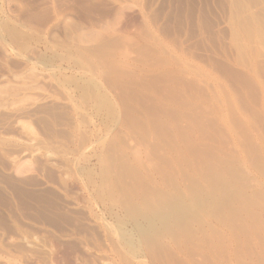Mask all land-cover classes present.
<instances>
[{
	"label": "rangeland",
	"instance_id": "374dc122",
	"mask_svg": "<svg viewBox=\"0 0 264 264\" xmlns=\"http://www.w3.org/2000/svg\"><path fill=\"white\" fill-rule=\"evenodd\" d=\"M159 63L183 84L194 83L188 98L197 135L223 149L215 167L231 168L232 191L236 185L244 202L232 199V206L247 212L235 224L200 209L188 229L173 228L181 237L160 227L162 236L149 240L127 212L141 199L126 190L141 186L131 184L125 157L129 164L141 159L154 177L153 160L164 149L149 150L154 136L147 147L141 143L143 129L139 135L121 100L139 105L134 93L146 95ZM183 112L158 116L187 128L191 111ZM199 177L200 189L211 187ZM186 181L179 183L189 200ZM263 201L264 0H0V264H264Z\"/></svg>",
	"mask_w": 264,
	"mask_h": 264
},
{
	"label": "bare ground",
	"instance_id": "6f19581e",
	"mask_svg": "<svg viewBox=\"0 0 264 264\" xmlns=\"http://www.w3.org/2000/svg\"><path fill=\"white\" fill-rule=\"evenodd\" d=\"M259 20V19H258ZM251 22V21H250ZM262 26V24H261ZM247 29V28H246ZM259 33V32H258ZM26 35V34H25ZM27 36V35H26ZM253 36V35H251ZM20 41V40H19ZM103 52V51H102ZM101 52V53H102ZM106 52V51H105ZM100 53V54H101ZM99 55V54H98ZM106 60V59H105ZM117 61H115V63H112L113 64H116ZM103 63V62H102ZM106 63V62H105ZM107 63H108V60H107ZM111 63V61H110ZM118 63V62H117ZM162 63H165V62H162ZM162 63H159L158 65H153V71H156L157 74H156V78L152 79V80H149V82H147L148 86L150 87L148 89V86L145 88L144 91H147V93L150 91V93H146V95H141L138 94L137 92L134 93L135 91L138 90H135L134 89H131V92L132 90L134 91V100L138 102L139 105H136V107H131V105L129 106L128 105V102H126L125 100H121L123 101L124 103V110L131 115L132 114H135V117H134V124L137 125L138 127L137 128H140L139 130V135H141V130L143 129V132H142V136H141V140L143 143V145L146 147L148 146V144L150 143V140L149 138L151 136H154L156 137V142H155V145H150L151 147L153 148H150L149 150L152 151L153 153L155 152H158V151H162V149H164V155H162V153H160L161 155H159V153H156L158 155L157 156V159L153 160L155 157L154 155L152 154L151 156V153H148L150 154V156L148 155V160H149V157H151V159L154 161L152 164H153V175L155 177V180L156 182H153L154 180V177L150 176V174L148 173L147 170H149V167H145V163H143V161L139 158H134L133 159V163L132 164H129L130 161L132 160H128V157H125L127 158V161H129L127 163L126 161V164L129 167L126 166V164L124 165L126 168L128 169H131L130 173V176L132 179L135 180V184L134 183H131L133 184V186H136V184H138L137 186H141V187H138L139 190H135L134 187H132L130 189V192H129V189L126 190L128 191L126 194H129V196H133V197H137L141 200H135L133 199L130 204H126V206L128 205L129 209L127 210V212L129 213V215L132 217H134L135 219V222H134V225L136 226V228L138 229L137 231H139L142 235V237H146V238H150L149 240L153 239L154 237V240L155 239H158L156 237V235H158V230L160 227L164 228V231H167V233L171 232V230H173V234H171V237L173 238L174 237V240H175V237L177 234L174 230H176L177 228L173 229L174 227H179V226H182V227H185L183 225H187V229H188V224L190 222H193L192 221V217H196L198 214H197V211H199L200 209H210L212 208L213 211L215 212H218V213H222L221 215L224 214L227 215L225 217H223V220H219L220 217H218L217 220H219V222H221L222 224L228 222V221H232L234 222V219H237L238 218V215H240L241 217V213H243V211H245L242 206H241V210L242 211L240 214H238L237 212V207H234L232 206L233 205V200L232 199H236V197H238L237 194H235L236 192L234 191L236 189V185L233 187V191H232V188H231V181L232 179H229L227 176V174L229 173L230 170L226 169L227 171L225 170H219L217 169L215 166L217 165V162L216 161H222L220 160L222 157L220 155L221 152H223V149L221 151V148H216L215 147V150L214 148H212L211 146L209 147L207 145V143L205 142V138H204V135L203 133L202 134H198L197 135V132H196V126L198 125L197 123V117L198 114H196V109L194 108V103L191 102L188 97L191 93H189V91L191 92L193 89L190 87H193L194 88V83H191V85L193 86H190L189 83L187 84H183L179 77V80H177V78L175 79L174 77H172L169 73V69H163L160 70V66L162 65ZM161 64V65H160ZM160 65V66H159ZM166 67L167 64L163 65V67ZM151 67V66H150ZM118 68V67H117ZM169 68V67H168ZM159 70V71H158ZM123 71V70H122ZM119 74V73H117ZM116 74V75H117ZM110 75V74H109ZM125 75V74H124ZM112 76V75H111ZM126 76V75H125ZM108 77V75H107ZM121 77V75H120ZM144 77V75H143ZM113 78V77H112ZM111 78V80H112ZM151 79V78H150ZM107 80V79H106ZM145 80V79H144ZM164 80L168 81L169 83H164ZM148 81V80H147ZM176 81V82H175ZM126 82V81H125ZM138 82V81H137ZM177 84L178 86H175L171 83H174ZM193 82V81H192ZM117 83V82H116ZM136 83V82H135ZM141 84V82H138ZM146 83V80L143 81V84ZM157 83L160 84L159 87L155 88L153 87L154 84L157 85ZM112 84H113V81H112ZM115 84V83H114ZM124 84V83H123ZM133 84V83H132ZM80 86V85H78ZM129 86V85H127ZM139 86V85H138ZM143 86V85H142ZM140 86V87H142ZM158 86V85H157ZM122 87V86H121ZM126 89V85L124 86ZM134 87V86H133ZM130 88V87H129ZM143 88V87H142ZM152 88H155V89H152ZM190 89V90H189ZM130 90V89H129ZM143 90V89H142ZM198 90V89H197ZM127 91V90H126ZM140 91H141V88H140ZM143 91V93H144ZM196 91V90H195ZM122 92V91H121ZM130 92V91H129ZM139 92V90H138ZM201 92V91H200ZM124 93V92H123ZM144 93V94H145ZM206 93V92H205ZM189 94V95H188ZM123 97V95H121ZM120 97V96H119ZM121 97V98H122ZM153 97V98H152ZM185 97V98H183ZM124 98V97H123ZM199 98V97H198ZM152 99V100H151ZM194 99V98H193ZM149 100V102H148ZM230 100V99H229ZM129 101V100H128ZM144 101H147V102H144ZM193 101V100H192ZM150 102H153V103H150ZM232 102V101H231ZM147 103V105L145 104ZM230 103V101H229ZM136 104V103H135ZM144 104V106H143ZM100 106V105H98ZM102 106V105H101ZM147 108H146V107ZM196 106V105H195ZM108 107V106H107ZM131 107V108H130ZM217 107V106H216ZM101 108V107H100ZM110 108V107H108ZM155 110L156 113H153L152 110ZM187 110L189 109V111H191V116L188 118L189 120V124L187 126V128H184L181 126V122L174 120V121H167L166 124H168V129L165 130L166 127L162 128L164 125L167 126L165 123H162V121L159 119V116H162L164 115L165 117H169L171 115H168L170 114L171 112L172 113H175L177 112L178 113V117H182V115L184 114L183 110ZM151 110V111H150ZM196 112H195V111ZM198 110V109H197ZM124 111V112H125ZM174 111V112H173ZM203 111V110H202ZM200 113L201 110H199ZM204 112V111H203ZM171 113V114H172ZM175 113V114H177ZM154 114H157V116H152ZM174 114V115H175ZM211 114V113H210ZM159 115V116H158ZM127 116V115H126ZM163 117V116H162ZM207 117V116H206ZM212 117V116H211ZM127 118V117H125ZM175 118V117H174ZM173 118V119H174ZM184 118V117H183ZM182 118V119H183ZM213 118V117H212ZM235 118V117H234ZM130 119V118H129ZM128 119V120H129ZM170 119V118H169ZM185 119V118H184ZM183 119V120H184ZM204 119V118H203ZM233 119V118H232ZM127 120V119H126ZM132 120H133V117H132ZM238 120V119H237ZM236 120V122H237ZM131 121V120H130ZM205 121V120H204ZM199 122V121H198ZM202 122V121H201ZM130 123V122H129ZM133 123V121H132ZM181 125H180V124ZM197 123V124H196ZM133 124V126L135 127V125ZM202 123L199 124V126L201 125ZM204 124V123H203ZM203 124L201 125V127L203 126ZM240 124V123H239ZM238 124V125H239ZM153 125L157 126V130L154 129L152 130L153 128ZM131 126V125H130ZM198 126V127H199ZM207 126V125H206ZM213 126V125H212ZM162 128V129H161ZM131 129V128H130ZM135 129V128H133ZM165 131H164V130ZM160 130H163L162 132H160ZM199 130V128H198ZM205 130V129H203ZM133 131V130H132ZM141 131V132H140ZM206 131V130H205ZM226 131V130H225ZM237 131V130H236ZM244 131V130H243ZM204 132V131H203ZM207 133V132H206ZM224 133V132H223ZM222 133V134H223ZM212 134V133H211ZM218 134V133H217ZM250 134V133H249ZM244 135V134H243ZM217 136V135H216ZM229 136V135H228ZM120 137V136H119ZM134 137V136H133ZM215 137V136H214ZM223 137V136H222ZM238 137V136H237ZM121 139V138H120ZM136 139V138H135ZM155 139V138H154ZM239 139V138H238ZM250 139V138H249ZM141 140H138V141H141ZM136 141V140H135ZM247 141V140H246ZM114 142V141H113ZM153 143V142H151ZM219 143V142H218ZM230 143V142H229ZM243 143V142H242ZM246 143V142H245ZM211 144V143H210ZM226 146V145H225ZM228 146V145H227ZM159 149V150H158ZM148 150V152H150ZM162 151V152H163ZM218 151H221L220 153ZM208 152V154H207ZM255 152V151H254ZM257 152V151H256ZM216 153V154H215ZM219 153V154H218ZM145 154V153H144ZM147 154V152H146ZM256 154V153H255ZM199 155V157H198ZM216 155V157L214 156ZM133 156V155H132ZM153 157V158H152ZM113 158V157H112ZM115 158V157H114ZM220 158V159H219ZM225 158V157H224ZM229 158V157H228ZM256 158V157H254ZM130 159V158H129ZM226 159V158H225ZM224 159V160H225ZM150 160V161H152ZM261 160V159H260ZM227 161V159H226ZM216 162V163H215ZM225 163V161H223ZM229 162V160H228ZM233 162V161H232ZM121 163H123V161H121ZM220 163V162H219ZM236 163V162H235ZM260 163V162H259ZM261 163L262 160H261ZM148 164V163H147ZM216 164V165H215ZM223 164V163H222ZM221 164V165H222ZM227 164V162L225 163ZM224 164V165H225ZM231 164V163H230ZM254 164V163H253ZM117 165V164H116ZM122 165V164H121ZM219 165V164H218ZM220 165V166H221ZM233 165V163L231 164V166ZM226 166V165H225ZM123 167V166H122ZM124 167V168H125ZM145 167V168H144ZM219 167V166H217ZM223 167V166H222ZM227 167V166H226ZM123 168V169H124ZM148 168V169H146ZM228 168V167H227ZM234 168V166L232 167ZM114 169V167L112 168ZM144 169H146L147 173H145ZM222 169V168H220ZM225 169V168H224ZM119 170V169H118ZM126 170V169H125ZM235 170V169H234ZM237 170V169H236ZM121 171V170H120ZM119 171V172H120ZM151 170H149L150 172ZM118 172V174H119ZM231 172V171H230ZM234 172V171H233ZM151 173V172H150ZM235 173V172H234ZM231 174V173H229ZM125 175V174H124ZM204 176L206 178H208V181L210 180L212 183L209 184L211 185V187H209L207 184L206 186H208L207 188L206 187H203L202 185V189H200L199 187V179L198 177L199 176ZM232 175V174H231ZM234 175V174H233ZM238 175V174H237ZM120 176H122L120 174ZM236 176V175H235ZM134 177V178H133ZM241 177V175H240ZM118 178V176H117ZM121 178V177H120ZM119 178V179H120ZM128 178V177H127ZM201 178V177H199ZM234 178V177H232ZM145 179V181H148L149 182V185H144L142 184V180ZM188 180L186 182H189L190 181V184L188 183L189 187H190V191L192 193V196L189 194H187L191 199H187L186 197V192L182 191V188L180 187V180ZM198 179V180H197ZM242 179V178H241ZM121 180V179H120ZM134 180H131L132 182ZM154 180V181H155ZM203 180V179H202ZM201 180V181H202ZM207 180V179H205ZM204 180V181H205ZM239 180V179H238ZM119 181V180H118ZM128 181L130 182V180L128 179ZM208 181H206L208 183ZM244 181V179L242 180ZM116 182V181H115ZM148 182H146L145 184H147ZM151 182V183H150ZM180 182V183H179ZM184 182V181H182ZM121 183H124V182H121ZM203 183V182H202ZM242 182H240L241 184ZM251 183V182H250ZM255 183V182H254ZM126 184V182H125ZM124 184V185H125ZM130 184V183H128ZM142 184V185H141ZM185 184V183H184ZM213 184V186H212ZM205 185V184H204ZM245 185V184H244ZM247 185V184H246ZM123 187V184L121 185ZM132 186V185H131ZM136 186V188H137ZM238 186V185H237ZM130 188V185L128 186ZM240 186H238L239 188ZM242 187V185H241ZM247 187V186H245ZM245 187L243 189H245ZM126 188V187H125ZM124 188V189H125ZM127 189V188H126ZM185 189V188H184ZM187 189V187H186ZM185 189V190H186ZM114 190V188H113ZM123 190V189H122ZM241 190V189H240ZM252 190V189H251ZM239 191V190H237ZM243 191V190H242ZM241 191V192H242ZM114 192V191H113ZM140 192V193H139ZM189 192V190H188ZM245 192V190H244ZM258 192V191H257ZM122 193V192H121ZM235 194L234 196H232V194ZM239 193V192H238ZM100 194V193H99ZM116 194V193H115ZM114 194V195H115ZM117 194H119L120 196V193L117 192ZM124 194V193H123ZM244 194V193H243ZM247 194V193H245ZM251 194V193H250ZM249 194V195H250ZM255 194V193H254ZM261 194V193H260ZM113 195V196H114ZM140 195V196H139ZM257 195V194H256ZM262 195V194H261ZM122 196V194H121ZM130 196V197H131ZM239 196H242V194L240 195L239 193ZM248 196V195H246ZM246 196L244 197V195L242 197L246 198ZM251 196V195H250ZM250 196H248V198H250ZM255 196V195H254ZM253 196V197H254ZM125 197V195L123 196ZM121 197V198H123ZM129 197V198H130ZM251 196V198H253ZM260 196H258L259 198ZM241 198V197H240ZM239 198V199H240ZM262 198V197H261ZM260 198V199H261ZM132 199V197H131ZM123 200V199H121ZM128 200V199H127ZM242 200V199H241ZM253 200V199H252ZM262 200V199H261ZM118 201V200H117ZM235 201V200H234ZM236 201H240L238 200V198L236 199ZM244 201H247L244 200ZM248 201H250L248 199ZM258 201V200H257ZM127 202V201H126ZM240 202H243L240 201ZM252 202V201H251ZM251 202L250 205H251ZM260 202V201H259ZM264 202V201H263ZM125 203V201H124ZM128 203V202H127ZM244 203V202H243ZM247 204H244V205H249L248 202H245ZM254 203V202H253ZM239 204V203H238ZM241 204V203H240ZM255 205H257V203H254ZM262 204V203H261ZM242 205V204H241ZM255 205H251V206H255ZM264 205V204H263ZM125 206V205H124ZM237 206V205H236ZM239 208H240V205H238ZM248 207V206H247ZM236 208V209H235ZM246 208V207H244ZM249 208V207H248ZM127 209V208H126ZM249 211H252L251 209H248ZM248 211V212H249ZM203 212V211H202ZM209 212V211H208ZM214 212V213H215ZM246 212V211H245ZM256 212V210L254 211ZM253 212V213H254ZM263 212V211H262ZM201 213V211H200ZM251 213V212H250ZM251 213V214H253ZM216 214V213H215ZM238 214V215H237ZM247 214V212H246ZM219 215V214H218ZM217 215V216H218ZM220 215V216H221ZM260 215V214H259ZM211 216V214H210ZM140 220L137 221V219ZM194 217V218H195ZM199 216H197L198 218ZM204 217V216H203ZM243 217V215H242ZM241 217V218H242ZM245 217V216H244ZM247 217H250V216H247ZM261 217V216H259ZM201 218V217H200ZM210 219H213L211 217H209ZM216 218V217H215ZM222 218V217H221ZM246 218V217H245ZM244 218V219H245ZM252 218V217H251ZM254 218V217H253ZM257 218V217H255ZM254 218V219H255ZM133 219V218H132ZM196 219V218H195ZM207 219V218H206ZM208 219V220H210ZM243 219V218H242ZM201 220V219H200ZM205 220V217L204 219ZM240 220V219H239ZM247 219H245L246 221ZM202 221V220H201ZM214 221V220H213ZM241 221V220H240ZM256 221V220H255ZM133 222V221H132ZM198 222V221H197ZM231 222V223H232ZM247 222V221H246ZM259 222V221H258ZM257 222V224H258ZM220 223V224H221ZM238 223V222H236ZM240 223V222H239ZM243 223L241 226H243L245 228L244 225H248V224H245L244 222H241ZM240 223V224H241ZM260 223V222H259ZM198 224L201 225V223L199 222ZM202 224H204L202 222ZM217 224V223H216ZM235 224V222H234ZM190 225V224H189ZM223 225V226H225ZM231 225V224H229ZM238 226V224H236ZM251 225V224H250ZM260 225V224H259ZM263 225V224H262ZM222 226V225H221ZM233 225H231L230 227H232ZM237 226H235V228H237ZM190 227V226H189ZM210 227V226H209ZM234 227V226H233ZM242 227V228H243ZM254 227V226H253ZM257 227V226H256ZM255 227V228H256ZM261 227V225H260ZM135 228V227H134ZM212 228V227H211ZM238 228L242 229L240 226H238ZM243 228V229H244ZM248 228V227H247ZM259 227H257L258 229ZM161 229V228H160ZM181 229V228H180ZM179 229V230H180ZM183 229V228H182ZM193 230V229H192ZM191 230V231H192ZM233 230V229H232ZM245 230V229H244ZM261 230V229H260ZM178 231V230H176ZM202 231V230H201ZM206 231V230H205ZM216 231V230H215ZM241 231V230H240ZM255 231V230H254ZM138 232V233H139ZM183 232V231H182ZM222 232V231H221ZM251 232V231H250ZM188 233V232H187ZM203 233V232H202ZM207 233V232H206ZM162 234V232L160 233V235ZM204 234V233H203ZM223 234V233H222ZM245 234V233H244ZM247 234V233H246ZM245 234V235H246ZM158 235V236H160ZM167 235V234H166ZM172 235H175V236H172ZM185 235V234H184ZM206 235V234H205ZM213 235V234H211ZM244 235V236H245ZM141 236V235H140ZM162 236V235H161ZM168 236V235H167ZM181 237V235H179ZM177 235V237H179ZM208 237L210 236L207 235ZM214 236V235H213ZM232 236H236L235 239L237 240V236L238 234L236 235H232ZM240 236V235H239ZM176 237V238H177ZM195 237V236H194ZM206 237V236H205ZM211 237V236H210ZM221 237V236H219ZM223 237V236H222ZM246 237V236H245ZM261 237V236H260ZM161 238V237H160ZM163 238V237H162ZM166 238V237H165ZM184 238V237H183ZM186 238V237H185ZM188 238V236H187ZM249 238V237H248ZM182 239V238H181ZM190 239V238H189ZM200 239V238H199ZM207 239V238H205ZM239 239V238H238ZM246 239V238H245ZM148 240V239H147ZM185 240V239H184ZM187 240V239H186ZM247 240V239H246ZM157 241V240H156ZM155 241V242H156ZM180 241V239L178 240ZM188 241V240H187ZM199 241V240H198ZM204 241V240H203ZM220 241V240H219ZM150 242V241H149ZM153 242V243H155ZM177 242V240H176ZM175 242V243H176ZM186 242V241H185ZM191 242V241H190ZM250 242V241H249ZM157 243V242H156ZM178 243V242H177ZM222 243V242H221ZM261 243V242H260ZM149 244V243H148ZM179 244V243H178ZM194 244V243H193ZM207 244V243H206ZM209 244V243H208ZM154 245V244H152ZM177 245V244H176ZM212 245V244H211ZM234 245V244H233ZM258 245V244H256ZM131 246V245H130ZM150 246V244H149ZM182 246V245H181ZM188 246V245H187ZM186 246V247H187ZM193 247L195 245H192ZM214 246V245H213ZM213 246H211L209 249H211ZM238 246V245H237ZM156 247V246H155ZM179 247V246H178ZM189 247V246H188ZM200 247V246H198ZM132 248V247H131ZM161 248V246H160ZM191 249V247H189ZM202 248V247H201ZM204 248V247H203ZM152 249V247H151ZM162 249V248H161ZM182 249V248H181ZM179 249V250H181ZM189 249V250H190ZM200 249V248H199ZM205 249V248H204ZM213 249V248H212ZM189 250L186 251V252H189ZM193 250V248L191 249ZM190 250V252H191ZM201 250V249H200ZM235 250V249H234ZM171 251V250H170ZM139 252V251H138ZM161 252V251H160ZM193 252V251H192ZM200 252V251H199ZM212 252V251H211ZM162 253V252H161ZM185 253V252H184ZM183 253V254H184ZM201 253V252H200ZM218 253V252H217ZM220 253V252H219ZM172 254V252H171ZM174 254V252H173ZM190 255H192L191 253H189ZM196 254V253H195ZM194 254V256H195ZM207 253H205L206 255ZM227 254V252H226ZM236 254V253H235ZM257 254V253H256ZM204 255V253H203ZM201 255V256H203ZM212 255V254H211ZM250 255V254H249ZM207 256V255H206ZM206 256H203V257H206ZM210 255H208L207 257H209ZM221 256V255H220ZM172 257V256H170ZM179 257V256H178ZM187 257V256H186ZM206 257V258H207ZM245 257V256H244ZM261 257V256H260ZM202 258V257H201ZM173 259V258H172ZM181 259V258H180ZM205 260V258H203ZM241 259H243L241 257ZM211 260V258H210ZM199 261V260H198ZM196 259L193 260L191 258H187L186 262L183 261V263L185 262L186 264H197ZM203 261V260H201ZM209 261V258L208 260ZM175 262V260H174ZM205 262V261H203ZM201 262V263H203ZM212 262V261H210ZM173 263V262H172ZM224 263V262H223ZM261 263V262H260ZM199 264V263H198ZM205 264V263H203Z\"/></svg>",
	"mask_w": 264,
	"mask_h": 264
}]
</instances>
